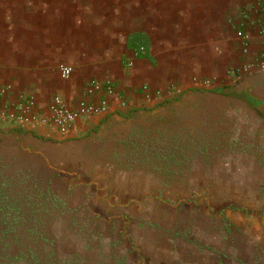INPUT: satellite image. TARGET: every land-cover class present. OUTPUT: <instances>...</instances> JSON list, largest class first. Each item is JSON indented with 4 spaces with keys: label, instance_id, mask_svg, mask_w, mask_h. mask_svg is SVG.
Returning <instances> with one entry per match:
<instances>
[{
    "label": "rangeland",
    "instance_id": "374dc122",
    "mask_svg": "<svg viewBox=\"0 0 264 264\" xmlns=\"http://www.w3.org/2000/svg\"><path fill=\"white\" fill-rule=\"evenodd\" d=\"M263 76L261 116L232 82L125 115L108 144L0 121V182L38 213L16 226L48 231L58 264H264Z\"/></svg>",
    "mask_w": 264,
    "mask_h": 264
},
{
    "label": "crops",
    "instance_id": "0c3cea01",
    "mask_svg": "<svg viewBox=\"0 0 264 264\" xmlns=\"http://www.w3.org/2000/svg\"><path fill=\"white\" fill-rule=\"evenodd\" d=\"M259 1L0 0V88L10 87L8 102L26 96L46 105L58 95L72 104L94 82L101 87L110 83L116 95L100 90L91 97L106 99L111 113L81 122L78 132L68 135L89 134L88 139L108 144L130 109L140 114V108L172 95L228 87L242 63L235 23L244 11L255 12ZM140 47L146 49L139 56ZM263 47L253 29L252 48ZM61 65L72 69L68 77ZM260 83L259 74L246 78L239 83L241 91L234 92L245 94L239 100L253 104L248 107L258 116L261 98L248 91Z\"/></svg>",
    "mask_w": 264,
    "mask_h": 264
},
{
    "label": "built area",
    "instance_id": "2783aa9c",
    "mask_svg": "<svg viewBox=\"0 0 264 264\" xmlns=\"http://www.w3.org/2000/svg\"><path fill=\"white\" fill-rule=\"evenodd\" d=\"M234 29L240 38L242 63L231 76L234 83H240L246 78L264 72V47L252 48L253 29L262 36L264 43V0L259 1L255 12L244 11L239 21L235 23ZM139 53H145V49L142 47ZM59 68L64 77L72 73V69L66 65ZM90 88L89 92L84 93L72 104L66 103L57 95L46 105H39L33 97L26 96H19L15 101L8 102L6 98L10 94V87H1L0 121L8 123L12 128L46 130L54 136L70 138L68 135L71 132H78L81 122L102 119L111 113V103L101 97L93 99L91 95L100 90H104L105 95H116L113 85L108 83L101 87L100 83L94 82ZM144 91L147 94L151 92L149 88H145ZM121 106L126 107L127 102L122 100Z\"/></svg>",
    "mask_w": 264,
    "mask_h": 264
},
{
    "label": "trees",
    "instance_id": "16d2710c",
    "mask_svg": "<svg viewBox=\"0 0 264 264\" xmlns=\"http://www.w3.org/2000/svg\"><path fill=\"white\" fill-rule=\"evenodd\" d=\"M140 48L137 49L138 53ZM142 54L139 53V56ZM215 92L218 91L215 90ZM232 96L242 100L246 98L245 94H232ZM247 103L250 107H254L250 102L247 101ZM136 110L135 108L130 109L129 114ZM12 131L28 133L34 137L43 136L38 129L16 127ZM7 186L9 184L6 181L0 182V264H58L55 259L57 252L53 247V241L49 238L48 231L23 229L16 226L30 225V222L36 220L38 213L35 214L33 209L31 211L29 206L31 198L13 196ZM49 193L50 189L40 196L42 203L38 210L43 212V219ZM8 240L11 241L8 242Z\"/></svg>",
    "mask_w": 264,
    "mask_h": 264
}]
</instances>
